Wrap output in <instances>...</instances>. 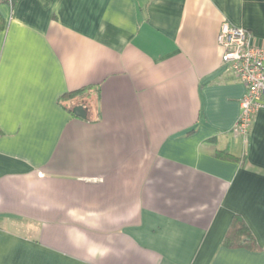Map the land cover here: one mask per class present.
I'll list each match as a JSON object with an SVG mask.
<instances>
[{
  "label": "crops",
  "instance_id": "1",
  "mask_svg": "<svg viewBox=\"0 0 264 264\" xmlns=\"http://www.w3.org/2000/svg\"><path fill=\"white\" fill-rule=\"evenodd\" d=\"M0 14V264H264V107L235 132L245 86L217 43L228 21L264 45V0ZM88 86L83 119L59 99Z\"/></svg>",
  "mask_w": 264,
  "mask_h": 264
},
{
  "label": "built area",
  "instance_id": "2",
  "mask_svg": "<svg viewBox=\"0 0 264 264\" xmlns=\"http://www.w3.org/2000/svg\"><path fill=\"white\" fill-rule=\"evenodd\" d=\"M217 43L222 64L245 86L234 130L246 136L253 115L264 107V45L256 43L248 30L228 21L221 23Z\"/></svg>",
  "mask_w": 264,
  "mask_h": 264
},
{
  "label": "trees",
  "instance_id": "3",
  "mask_svg": "<svg viewBox=\"0 0 264 264\" xmlns=\"http://www.w3.org/2000/svg\"><path fill=\"white\" fill-rule=\"evenodd\" d=\"M7 1V0H5ZM17 0H11V4L12 6L14 5V3ZM5 27V21L2 18L1 14H0V31L3 30ZM95 91L93 86H88V87H82L80 89L74 90V91H70L67 93H64L63 95H61L60 97V103L63 104V106L67 109H69L70 105L72 104H85L86 102L89 101V99L91 98V93ZM218 156H224L225 158H228L230 160H235L237 158L235 157H231L229 155H224V154H218ZM231 234L233 235V237H231ZM238 234H242V235H246L248 236L249 233L248 231L245 229L244 223L242 221V219L240 218H234L233 223L231 228L229 229V232L226 236V244L227 245H233L236 244V242H232V240H234V236L236 235L235 239L237 238Z\"/></svg>",
  "mask_w": 264,
  "mask_h": 264
},
{
  "label": "water",
  "instance_id": "4",
  "mask_svg": "<svg viewBox=\"0 0 264 264\" xmlns=\"http://www.w3.org/2000/svg\"><path fill=\"white\" fill-rule=\"evenodd\" d=\"M72 113L80 118H87V108L81 104H75L72 107Z\"/></svg>",
  "mask_w": 264,
  "mask_h": 264
},
{
  "label": "rangeland",
  "instance_id": "5",
  "mask_svg": "<svg viewBox=\"0 0 264 264\" xmlns=\"http://www.w3.org/2000/svg\"><path fill=\"white\" fill-rule=\"evenodd\" d=\"M27 233L30 232V231H26Z\"/></svg>",
  "mask_w": 264,
  "mask_h": 264
}]
</instances>
